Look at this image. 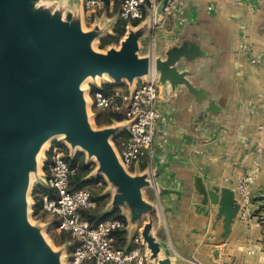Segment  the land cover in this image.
Instances as JSON below:
<instances>
[{
	"label": "crops",
	"instance_id": "crops-1",
	"mask_svg": "<svg viewBox=\"0 0 264 264\" xmlns=\"http://www.w3.org/2000/svg\"><path fill=\"white\" fill-rule=\"evenodd\" d=\"M251 1L186 0L180 17L163 13L159 4L154 14L147 10L142 19L122 20L119 0H105L115 19L93 44L114 35L124 22L148 70L131 80L110 77L93 89L116 88L127 96L145 81L158 89L160 119L151 150L129 165L120 159L128 138L127 99H118L119 110L97 108L92 89L86 90L95 130H111L109 144L136 189L127 191L78 145L71 150L63 140L52 144L62 145L70 158L84 154L91 168L81 179L82 188L96 201V218L122 217L125 227L114 233V243L138 247L148 264H264V209H258V196L264 194V9L254 0L251 10ZM123 39L105 44L104 52L119 49ZM256 58L259 62H252ZM51 145L44 151L47 169L41 165L34 186L47 187ZM248 172L256 173L250 221L240 217L235 191L237 176ZM32 202L34 208L33 197ZM41 212L48 219L38 226L56 240L67 239L66 249L73 254L76 241L57 228L58 217Z\"/></svg>",
	"mask_w": 264,
	"mask_h": 264
},
{
	"label": "water",
	"instance_id": "water-1",
	"mask_svg": "<svg viewBox=\"0 0 264 264\" xmlns=\"http://www.w3.org/2000/svg\"><path fill=\"white\" fill-rule=\"evenodd\" d=\"M28 1L0 0V264H61L42 229L31 226L23 200L37 164L33 152L43 138L63 133L72 149L78 145L133 192L136 182L109 144L111 130L92 128L78 84L86 75L131 80L147 72L148 62L136 55L133 32L119 49L100 52L91 45L98 28L83 31L62 7L19 16ZM258 199L264 209V194Z\"/></svg>",
	"mask_w": 264,
	"mask_h": 264
},
{
	"label": "built area",
	"instance_id": "built-area-1",
	"mask_svg": "<svg viewBox=\"0 0 264 264\" xmlns=\"http://www.w3.org/2000/svg\"><path fill=\"white\" fill-rule=\"evenodd\" d=\"M185 1L119 0L118 15L122 20L142 19L147 10L154 14L161 4L163 13L180 17ZM104 4L105 0H82L83 9L88 14L98 11ZM252 62H259V59H252ZM119 98L127 99L124 113L128 122V138L122 143L120 159L129 165L151 150L160 119L157 108L158 89L153 81H145L127 96L116 88L92 91V105L97 108L119 110ZM48 152L49 175L45 178V185L51 189V194L47 192L41 195L42 209L56 215L57 228L69 232L76 241L71 264H148L138 247L125 249L115 245L114 233L125 227L122 219H106L92 224L81 216L80 210L95 208L96 201L88 189L70 188L75 169L68 165L64 147L55 143L49 147ZM255 181L254 172L238 175L235 180L240 217L249 221L253 218L251 196Z\"/></svg>",
	"mask_w": 264,
	"mask_h": 264
},
{
	"label": "rangeland",
	"instance_id": "rangeland-1",
	"mask_svg": "<svg viewBox=\"0 0 264 264\" xmlns=\"http://www.w3.org/2000/svg\"><path fill=\"white\" fill-rule=\"evenodd\" d=\"M80 1L81 0H68L69 3H65L64 6H62V10L63 8L66 9L67 12L70 13L71 18H73L74 23H79L81 25V29L83 31H89L91 29L98 28L99 32L102 33L103 31H105L104 29H107L110 27V25H112V23L114 22V17H110V12H109V5H107V2L105 3L106 5H104V8H101L99 11H96L94 13L88 14L85 12V10H81L80 8ZM107 1V0H106ZM62 2V0H31L28 1V3L26 4L27 7H23L21 13H19V16H28L31 13L35 12V10H45L47 11V7H53V6H57L58 3ZM252 6H251V10L254 11V0L251 1ZM256 6L264 9V0H259V2L256 3ZM250 10V9H249ZM264 11V10H263ZM67 12H65L64 14V18H67ZM67 13V14H66ZM264 19V16H263ZM252 23L251 22V31L253 32V27H252ZM118 25V24H117ZM100 27L102 28V30L100 29ZM131 27V26H130ZM127 30V29H126ZM125 27L123 25V38L126 36V34L128 33V30L126 31ZM117 40H113L112 42H117ZM94 49L100 52H104L105 49H103L104 47H106L105 45H101V41L99 42V40L97 39L96 42H94L93 44ZM144 52V49L143 51ZM257 59V58H256ZM262 61L264 60V57L261 56L260 58ZM110 77H100L98 79L97 76H89L88 81H86L85 85L82 87V90L84 92H86V90L88 88L93 89L95 87H99L101 86L104 82L109 81ZM86 97H85V101L87 104V118L91 124V126L96 129L98 128L97 125L94 122V119L92 118V111L89 110V97L87 92L85 93ZM65 137L60 135L56 138H54V140L50 141V145L54 142V141H59V140H63L65 141ZM48 147V146H47ZM72 150V148H71ZM44 153V154H43ZM41 155H39L38 160H37V164L36 167L34 168V173L32 175V182L30 185V191L28 193V218H29V222L31 224V226L35 229H39L38 226V222L41 221V219H48V217H46V215L43 212H39L37 215H34L33 211V207L32 205V190H33V181L35 180L37 174L39 172H41V165L42 167L45 165V161H44V156L47 155V152H43ZM43 170V168H42ZM38 179V178H37ZM81 188V187H80ZM35 202V201H34ZM43 235L44 238L46 239V242L48 243V245L50 246V249L52 251V254H57L58 252L60 253V256H58V258L60 259V262H62V264H71V255L69 253V249H66L68 247V240L63 238L61 239L62 241L56 240L53 236V233H48L47 231H40ZM57 252V253H56ZM67 252V253H66ZM85 264H92L90 262H87Z\"/></svg>",
	"mask_w": 264,
	"mask_h": 264
},
{
	"label": "trees",
	"instance_id": "trees-1",
	"mask_svg": "<svg viewBox=\"0 0 264 264\" xmlns=\"http://www.w3.org/2000/svg\"><path fill=\"white\" fill-rule=\"evenodd\" d=\"M123 25H124V22H119L118 25L114 29V35H109V36L102 38L101 39V45H105L109 42H112L113 40H117L122 35ZM94 90L95 89H92V91H94ZM117 116H118L117 118L122 117L119 114ZM97 121L100 122L99 119ZM66 161L71 168L75 169V173L70 180V188L71 189L80 188V187L82 188V186H84V181H82L81 179L90 171L91 164L85 163L84 154H82L81 152H77L74 155V157H72V158H70L69 156H66ZM44 168L47 169V164L45 165ZM47 192H49L51 194V189H49L48 187H44L41 185H35L33 187L32 197L35 201V206L33 208L34 215H37L39 212H41V210H43L42 209V203H41V195L44 193H47ZM93 210L94 209L80 210L81 216L88 219L90 221V223H92V224H95L98 221H102V220H106V219H116V218L122 219V217H120L119 215L113 216V215H109V214L102 216L99 219H97L96 218L97 215L95 214V212ZM115 245L118 246L117 244H115Z\"/></svg>",
	"mask_w": 264,
	"mask_h": 264
},
{
	"label": "bare ground",
	"instance_id": "bare-ground-1",
	"mask_svg": "<svg viewBox=\"0 0 264 264\" xmlns=\"http://www.w3.org/2000/svg\"><path fill=\"white\" fill-rule=\"evenodd\" d=\"M88 79H89V75H86L81 80V82L78 84V88H82L85 85L86 81H88ZM60 135H63V133H53V134H50L46 138H43L42 140L39 141V145L37 146V148L33 152V158H34L35 162H36V160H38L39 155H41L46 150V148H47L48 144L50 143V141L52 139L60 136ZM32 175H33V172H29L28 179H27V182H26V186L24 188V198H23V200L25 199L26 203L28 201L27 197H28V193L30 191V185H31V182H32ZM26 216H27V214H26ZM61 264H62V262H61Z\"/></svg>",
	"mask_w": 264,
	"mask_h": 264
}]
</instances>
